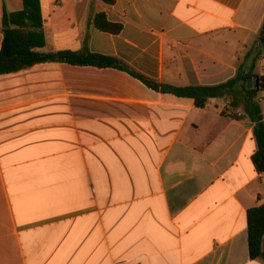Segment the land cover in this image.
<instances>
[{
    "label": "crops",
    "instance_id": "1",
    "mask_svg": "<svg viewBox=\"0 0 264 264\" xmlns=\"http://www.w3.org/2000/svg\"><path fill=\"white\" fill-rule=\"evenodd\" d=\"M40 5L39 52L128 70L46 63L0 75V264H264L248 243L247 213L264 204L254 123L228 97L201 109L161 91L234 78L226 35L256 37L264 0ZM4 7L21 12L24 0H0V51ZM101 13L123 30L96 29Z\"/></svg>",
    "mask_w": 264,
    "mask_h": 264
},
{
    "label": "trees",
    "instance_id": "2",
    "mask_svg": "<svg viewBox=\"0 0 264 264\" xmlns=\"http://www.w3.org/2000/svg\"><path fill=\"white\" fill-rule=\"evenodd\" d=\"M101 1L109 6L116 3V0ZM24 6V10L17 13H9L4 7L2 17L4 38L0 51V75L17 73L46 63L128 70L114 57L72 51L39 52L38 49L45 45L40 0H24ZM93 25L104 33L119 34L123 30L122 25L109 22L103 13L95 15ZM261 39L264 42V26ZM254 69L252 66L250 72L244 73L241 66L234 78L218 85L183 88L164 85L161 91L177 97L192 99L195 106L201 109L205 108L211 99L232 98L230 106L237 109L242 107L245 116L254 123V137L258 150L253 157V162L257 172L264 173V115L261 104L257 101L260 93L264 92V76H253ZM130 74L149 87L159 90L157 84L148 81L140 74L134 72ZM253 77L257 82H254L253 87L249 89L248 80ZM247 220L250 258L264 261V204L250 209L247 213Z\"/></svg>",
    "mask_w": 264,
    "mask_h": 264
},
{
    "label": "rangeland",
    "instance_id": "3",
    "mask_svg": "<svg viewBox=\"0 0 264 264\" xmlns=\"http://www.w3.org/2000/svg\"><path fill=\"white\" fill-rule=\"evenodd\" d=\"M264 26V25H263ZM262 30L259 34L254 37L253 35H243L241 33H231L227 34L226 37H231L233 44L235 46L234 52H239V65L245 66V73L250 72L251 65L255 68L252 72V75L264 76V42L261 39ZM225 37V34L223 35ZM223 40V37L221 38ZM246 47L245 51L242 52L241 49ZM253 62V63H252ZM252 86L254 84V77L251 78ZM264 96V92L260 93V96ZM261 97H258L257 101L260 102ZM231 103L232 98H227ZM261 107L264 109V103L261 104ZM242 107L239 110H234L233 116H237Z\"/></svg>",
    "mask_w": 264,
    "mask_h": 264
},
{
    "label": "water",
    "instance_id": "4",
    "mask_svg": "<svg viewBox=\"0 0 264 264\" xmlns=\"http://www.w3.org/2000/svg\"><path fill=\"white\" fill-rule=\"evenodd\" d=\"M254 82H257V80L255 79ZM251 83H252V80L249 79V80H248V88H249V89H251V88L253 87Z\"/></svg>",
    "mask_w": 264,
    "mask_h": 264
}]
</instances>
